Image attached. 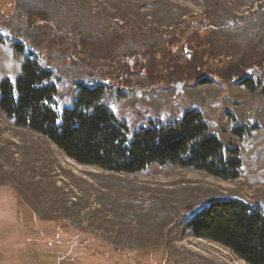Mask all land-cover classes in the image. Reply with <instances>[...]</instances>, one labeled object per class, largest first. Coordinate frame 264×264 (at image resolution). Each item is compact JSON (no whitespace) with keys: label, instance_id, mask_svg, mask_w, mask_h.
<instances>
[{"label":"rangeland","instance_id":"obj_1","mask_svg":"<svg viewBox=\"0 0 264 264\" xmlns=\"http://www.w3.org/2000/svg\"><path fill=\"white\" fill-rule=\"evenodd\" d=\"M15 43L53 73L59 111L80 83L106 85L131 133L195 109L242 166L79 164L0 109V264H248L180 223L217 198L264 213V0H0V83L21 72Z\"/></svg>","mask_w":264,"mask_h":264},{"label":"trees","instance_id":"obj_2","mask_svg":"<svg viewBox=\"0 0 264 264\" xmlns=\"http://www.w3.org/2000/svg\"><path fill=\"white\" fill-rule=\"evenodd\" d=\"M15 5H16V0ZM13 47L25 55L24 45ZM20 74L0 83V109L15 125L38 132L79 164L119 173H134L149 165H176L222 179L239 177V147L225 145L210 134L202 113L187 110L179 120L150 121L131 133L105 103L106 85L80 83L72 107L57 108L53 73L30 52ZM252 90L251 82H241ZM264 93V91H263ZM245 128L232 133L243 136ZM180 227L192 235L220 243L248 264H264V213L258 205L239 199H209Z\"/></svg>","mask_w":264,"mask_h":264}]
</instances>
